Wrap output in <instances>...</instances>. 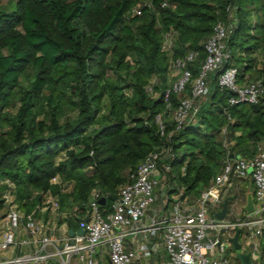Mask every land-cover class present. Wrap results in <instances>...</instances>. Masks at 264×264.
<instances>
[{
	"label": "trees",
	"instance_id": "trees-1",
	"mask_svg": "<svg viewBox=\"0 0 264 264\" xmlns=\"http://www.w3.org/2000/svg\"><path fill=\"white\" fill-rule=\"evenodd\" d=\"M228 4L236 23L225 66L238 68L242 84L264 83V60L256 66L264 0H14L12 9L0 0V182L15 184L19 208L30 212L54 195L59 224L76 229L96 190L112 211L145 157L165 149L168 210L176 196L199 198L220 172L224 127L235 155H254L264 142V97L231 105L220 71L209 73L208 101L180 126L174 113L190 85L166 98L174 60L197 51L189 68L199 75ZM4 203L0 194V210Z\"/></svg>",
	"mask_w": 264,
	"mask_h": 264
},
{
	"label": "built area",
	"instance_id": "built-area-1",
	"mask_svg": "<svg viewBox=\"0 0 264 264\" xmlns=\"http://www.w3.org/2000/svg\"><path fill=\"white\" fill-rule=\"evenodd\" d=\"M167 3H163L165 6ZM230 10V7L227 8ZM232 11V10H231ZM141 14V10H136ZM228 28L223 20H219L214 32L205 44L206 58L203 61L199 75L193 78L189 64L198 57L197 51H190L185 57L173 61V68L178 73L171 87L166 89V98L172 92L184 93L190 85V95L184 97L174 113V119L180 125L186 120L194 101L203 97L208 89L207 76L219 72L218 83L222 88L233 92L231 105L240 103H258L264 97L262 80L249 81L242 84L239 80V70L236 66L226 67L231 52L227 46ZM168 37L166 45L170 46ZM149 91H153L149 87ZM156 121L160 125L162 135L165 133L161 115ZM222 143L225 159L220 172L211 184L201 192L197 199H176L166 215L148 217V210L156 201L155 190L159 181L156 179L160 161L165 149L150 152L132 176L133 181L126 183L119 190V199L113 205L112 211L106 213L101 209L98 199L99 191L94 192V198L87 210L88 221H79L84 234L71 236V227L64 225L62 235L51 237L44 233V227L37 218V209L26 212L18 207L15 184H8L3 193L6 212L0 215V264H71V258L77 256L81 264H98L99 248L107 246L111 264H146L152 255L149 245L131 248L126 244V237L143 227L155 238H160L167 254L166 264H231L226 251L232 247L230 238L237 229L241 235H246L243 248L248 247L252 256L259 261L264 256V142L258 145L257 151L251 157L235 155L228 138L227 128L222 129ZM166 152V151H165ZM233 153V156H231ZM168 169V167H167ZM234 179H251L254 185V210L241 214L235 219L220 220L215 212L222 209L225 199H229L227 190ZM163 181V179H161ZM57 181V179H55ZM1 182V183H2ZM12 189L11 195L9 190ZM39 194L34 191L33 197ZM246 204V203H245ZM43 206L57 211L59 203L45 196ZM211 207L213 209H211ZM85 215V216H86ZM82 216L80 218H84ZM147 217V218H146ZM78 228L74 231H78ZM131 229V230H130ZM29 246L33 250L4 255L13 247Z\"/></svg>",
	"mask_w": 264,
	"mask_h": 264
},
{
	"label": "crops",
	"instance_id": "crops-1",
	"mask_svg": "<svg viewBox=\"0 0 264 264\" xmlns=\"http://www.w3.org/2000/svg\"><path fill=\"white\" fill-rule=\"evenodd\" d=\"M164 181H160L157 186V192L155 191L156 201L153 206L148 210V217L154 215H166L169 213V209L167 210V196L163 192ZM47 197H51L53 201L59 203L58 198L54 195H47ZM38 205V204H37ZM37 205L34 209H37ZM19 207V205H18ZM21 209V208H20ZM32 209V210H34ZM23 210V209H21ZM60 210L52 211L50 209H46L43 205L37 209L36 215L37 218L40 219V223H42L44 227V233L51 236L56 237L62 235L64 232V225L59 224L58 219L60 218ZM147 218V217H146ZM146 223V219L143 220V227L140 228L139 231L135 233H130L126 237V244L131 248H139L141 245L147 244L150 246L152 255L148 259H146V264H166L167 262V254L163 245V241L160 238H155L150 234L144 226ZM131 230V229H130ZM33 250V247L29 246H21V247H13L4 252V255L11 256L15 254H21L27 251ZM76 259L78 264H81L77 256H73L71 258L70 263ZM97 263L98 264H111L109 259V252L107 246H102L99 248V252L97 255Z\"/></svg>",
	"mask_w": 264,
	"mask_h": 264
},
{
	"label": "rangeland",
	"instance_id": "rangeland-1",
	"mask_svg": "<svg viewBox=\"0 0 264 264\" xmlns=\"http://www.w3.org/2000/svg\"><path fill=\"white\" fill-rule=\"evenodd\" d=\"M13 3H14V0H1V5L7 9H12L13 8ZM227 8L230 7V10H226V12L228 14H226V16L224 17L223 21L226 23V26L228 28V33H231V31L233 30V27L236 23V20H235V14H236V11L234 10L235 8L232 6H229V4L226 6ZM140 7L138 6L136 8V10H139ZM232 9V11H231ZM3 53H7V50H3ZM257 57H258V63H257V67L258 68H261L262 64H263V60H264V55L262 54V52H259L257 54ZM131 63H134L133 61H131ZM31 77V74L29 75V79ZM178 77V73L175 72V77H173L172 74L169 75V80L170 82H173L177 79ZM28 78H24L23 79V82L22 84L23 85H26V81H27ZM157 79L158 77H153L148 86L149 85H152V83H156L157 82ZM209 81V79H208ZM209 91H210V83H208V89H207V92L206 94L201 97L200 99H196L194 101V104H193V107L192 109L190 110L186 120L183 122V124H186V123H189L191 121H193L194 119H196V116L197 114L200 112V110L202 109L204 103H206L208 101V94H209ZM189 91L187 90L185 92L186 96L187 97L189 95ZM19 95V94H18ZM12 108H16L18 107L19 105V102L17 101V95L15 96L14 100H13V104H12ZM167 155H164L162 156V159L164 160L165 158L168 159L169 157H166ZM164 168V165L163 163L161 164L160 163V166H159V172H158V175H157V180L160 182L161 179H164V170H162ZM4 181V180H1V182ZM0 182V194L2 195L3 193H5L7 191V187H8V184L6 182ZM248 186H249V179L245 180V179H234L233 182L231 183V185H229V188L227 190V195L229 196L230 198V203H229V210H228V213H227V218L228 219H235L237 218L242 210H243V206L245 205L246 203V194L248 192ZM9 190V194L11 195V192H12V189H8ZM157 192V189L155 190ZM17 191L14 190L13 191V195L14 197L16 195ZM179 196H176L175 197V200L176 199H179L178 198ZM189 200H192V196H189L188 197ZM16 202H17V199H16ZM18 204V202H17ZM211 209H213L211 207ZM7 208H6V203H4V207L0 210V215L1 214H4L6 212ZM158 216H161V215H158ZM246 235L242 234L241 237H240V241L242 243L246 242ZM264 243V240L262 241ZM245 250H248V247H244ZM243 248V249H244ZM237 250H235L234 247H230L227 249L226 251V256L228 257L229 259V262L231 264H242L240 262V260L238 259L237 257ZM72 264H78L77 260L74 259L72 261ZM109 264V263H107ZM252 264H264V256H263V259L262 260H258L256 258H254L253 260V263Z\"/></svg>",
	"mask_w": 264,
	"mask_h": 264
},
{
	"label": "water",
	"instance_id": "water-1",
	"mask_svg": "<svg viewBox=\"0 0 264 264\" xmlns=\"http://www.w3.org/2000/svg\"><path fill=\"white\" fill-rule=\"evenodd\" d=\"M231 156H233V153H231ZM248 192L246 194V204L243 206V210H245L246 212H252L254 210V185H253V181L251 179H249V186H248ZM105 199H101L100 203L104 204ZM229 203L230 200L227 198L224 200L222 209L215 212V217L223 220L225 219L228 210H229ZM89 218V214H87L84 218H80L79 221H81L82 223H86L88 221ZM85 230L83 228V226H80L78 231H74L73 228H71L69 230V233L71 236H74L75 234H84ZM240 237H241V229H237L234 236L230 238V241L232 242L233 247L235 248V250H237V257L240 260V262L242 264H252L254 257L252 256V253L250 251L245 252L243 250V245L242 242L240 241Z\"/></svg>",
	"mask_w": 264,
	"mask_h": 264
}]
</instances>
